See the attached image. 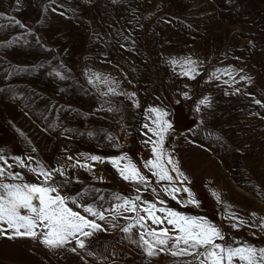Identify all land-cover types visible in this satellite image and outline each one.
<instances>
[{
    "label": "rangeland",
    "instance_id": "1",
    "mask_svg": "<svg viewBox=\"0 0 264 264\" xmlns=\"http://www.w3.org/2000/svg\"><path fill=\"white\" fill-rule=\"evenodd\" d=\"M0 13V148L12 170L28 179L24 182L42 178L10 157L33 156L49 168L67 163L66 176L57 174L56 182L63 196L86 193L76 204L110 208L122 203L117 195L140 193L141 201L163 199L158 207L206 218L224 236L217 243L264 247V230L257 226L264 218V0H0ZM187 59L196 63L187 65ZM190 68L197 73L194 79L182 74ZM110 86L117 94H106ZM204 98L208 104L200 105ZM150 107L166 113L171 127L164 160L178 161L197 205L181 203L188 199L184 192L177 200L164 195L168 182L144 166L154 159L145 141L156 137L143 127H156ZM176 116L195 120L194 126L177 132ZM80 153L105 158L126 153L149 186L123 180L107 159L89 161L91 171L72 168L74 161L66 157ZM76 204L68 201L87 215ZM233 214L245 223L233 228ZM122 216L115 229L97 220L107 230L77 252L69 250L74 243L49 249L37 239L0 235V264H187L192 259L167 253L147 257L134 242L142 230L123 233L120 228L130 221Z\"/></svg>",
    "mask_w": 264,
    "mask_h": 264
},
{
    "label": "snow or ice",
    "instance_id": "2",
    "mask_svg": "<svg viewBox=\"0 0 264 264\" xmlns=\"http://www.w3.org/2000/svg\"><path fill=\"white\" fill-rule=\"evenodd\" d=\"M53 11L56 9L54 8ZM0 15L3 14L0 13ZM15 22L20 24L18 20ZM20 26L23 27L22 24ZM171 63L175 64L176 60H171ZM185 63L194 65L196 62L187 59ZM182 74L194 79L197 73L195 68H190L189 71ZM57 75L60 74L57 73ZM240 79L250 80V77L240 76ZM105 82L107 81L105 80ZM109 93L117 94L116 88L108 87L106 94ZM130 95L134 97L135 93ZM255 102L261 103L259 100ZM199 104L207 105L208 99H202ZM197 111H199V106ZM147 112L155 114L156 127H150L149 124H144L143 127L151 132L156 139L149 137L145 141L146 144L152 145L151 152L154 159L146 160L144 166L158 181L168 182L161 189L164 195L177 200L178 195L184 192L188 194V199L181 203L197 205L198 201L190 189L184 186L188 177L181 171L178 161L171 156L167 158L166 162L164 160L165 133L171 127L164 119L166 113L157 107H150ZM34 151L35 149H33ZM8 159L4 150L0 148V235H6L9 239L29 237L39 240L49 249L68 248L74 243L75 246L69 250L77 252L78 249L86 250L87 242L97 232L107 230L97 223V220L105 221L115 229L119 227L115 221L117 217L122 216V213H136L135 216H122L123 219L130 222L120 230L129 236L133 233V229L142 230L138 232V239L134 242L147 257L151 258L161 253H167L173 257H191L192 259L187 264H264V247L257 248L247 242L235 246L217 243L218 240H224V236L216 225L204 217H191L171 208L158 207V204H165L163 199L158 202L141 201L139 195L134 199L121 198L117 195L114 199H122V203H114L110 208H103V205L97 208L90 204H76L77 199H82L86 193H78L76 197L71 198L63 196L60 194V185H57L56 182L57 174L60 177L66 176L69 164L65 163L59 167L49 168L33 156L10 157L19 167L27 168L38 178H42L40 183H26L21 172L12 170L13 165L8 163ZM106 159L113 167L117 168L123 180L144 185L146 188L149 186L148 178L141 174L126 153L119 157L109 158L86 153H80L76 158L66 157L68 162L74 161L70 164L72 168H85L89 171L94 167L89 161L103 163ZM125 160L127 163L121 167V163ZM166 165L171 166V172L178 175L174 177L169 174V168ZM181 178H183L182 181ZM6 180L19 182H5ZM174 180L181 181L179 186L173 183ZM151 190L154 194L157 192L156 188ZM95 191L99 193V190ZM217 198L219 199L218 196ZM98 199L103 201L105 197L99 195ZM69 200L78 208H82L83 213L87 215H82L80 211H74L72 207H69ZM22 209L25 210L23 214L21 213ZM105 212L113 214L111 219L106 217ZM141 212L143 215L140 214ZM89 216L94 219H89ZM251 216L255 218L256 213H252ZM230 219L233 221V228H238L245 223L235 214ZM257 226L264 230V218H261ZM88 254L92 255L91 252Z\"/></svg>",
    "mask_w": 264,
    "mask_h": 264
},
{
    "label": "water",
    "instance_id": "3",
    "mask_svg": "<svg viewBox=\"0 0 264 264\" xmlns=\"http://www.w3.org/2000/svg\"><path fill=\"white\" fill-rule=\"evenodd\" d=\"M195 120L188 119L187 117L183 116H176L173 119V127L177 132H182L188 130L194 126ZM126 195L130 199H134L137 195L141 197L140 193H126Z\"/></svg>",
    "mask_w": 264,
    "mask_h": 264
},
{
    "label": "crops",
    "instance_id": "4",
    "mask_svg": "<svg viewBox=\"0 0 264 264\" xmlns=\"http://www.w3.org/2000/svg\"><path fill=\"white\" fill-rule=\"evenodd\" d=\"M23 158V157H22ZM23 178H24V180H28L26 177H24L23 176ZM9 180H6L5 182H8ZM9 182H19V181H9ZM29 183H30V181H29Z\"/></svg>",
    "mask_w": 264,
    "mask_h": 264
}]
</instances>
